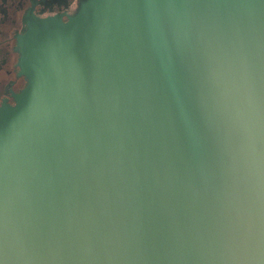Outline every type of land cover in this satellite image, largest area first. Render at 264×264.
<instances>
[{
  "label": "water",
  "instance_id": "obj_1",
  "mask_svg": "<svg viewBox=\"0 0 264 264\" xmlns=\"http://www.w3.org/2000/svg\"><path fill=\"white\" fill-rule=\"evenodd\" d=\"M17 44L0 264H264V0H79Z\"/></svg>",
  "mask_w": 264,
  "mask_h": 264
},
{
  "label": "flooded vegetation",
  "instance_id": "obj_2",
  "mask_svg": "<svg viewBox=\"0 0 264 264\" xmlns=\"http://www.w3.org/2000/svg\"><path fill=\"white\" fill-rule=\"evenodd\" d=\"M78 5L79 0H0V105H14L27 83L18 66V37L34 19L67 21Z\"/></svg>",
  "mask_w": 264,
  "mask_h": 264
}]
</instances>
